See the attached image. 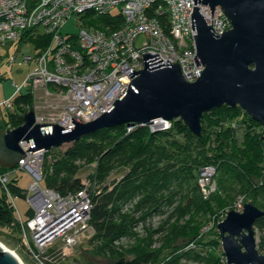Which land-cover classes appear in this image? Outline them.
I'll list each match as a JSON object with an SVG mask.
<instances>
[{"label": "built area", "instance_id": "1", "mask_svg": "<svg viewBox=\"0 0 264 264\" xmlns=\"http://www.w3.org/2000/svg\"><path fill=\"white\" fill-rule=\"evenodd\" d=\"M196 5L218 34L232 28V20L221 6L215 7L212 17L211 6L201 2ZM194 6V0H0V47L20 42L29 29L52 35V44L41 52L21 58L10 56L11 65L20 61L30 67V72L17 92L0 102V119L5 113L17 114L15 97L26 88L34 95L37 122L68 128L74 116L81 122L92 121L109 111L129 87L131 69L145 68L146 54L179 64L185 80L195 82L204 66L197 54V29L192 26ZM113 9L124 18L119 28L99 29L89 23L114 13ZM71 17L79 22L80 32L64 35L62 26ZM75 35L76 45L72 38ZM141 35L145 39L137 45ZM172 123L158 118L154 123L127 125V132L144 126L157 132L170 129ZM20 144L24 151L30 149L28 141ZM50 152L43 148L29 150L14 168L0 172V184L16 214L11 229L18 233L27 264H67L78 248L96 234L91 211L93 197L102 189L97 180L98 163L80 176L78 188L62 192L44 185L54 161L53 156H48ZM216 171L214 165H205L198 175L205 198L218 191ZM18 173H26L32 181L23 191L30 205L26 218L19 213L9 186ZM236 206L238 211L243 210L241 202ZM208 229L206 226L203 231ZM196 244L191 242L187 248L195 249ZM13 253L26 264L16 251ZM222 262L227 264L224 253Z\"/></svg>", "mask_w": 264, "mask_h": 264}, {"label": "trees", "instance_id": "2", "mask_svg": "<svg viewBox=\"0 0 264 264\" xmlns=\"http://www.w3.org/2000/svg\"><path fill=\"white\" fill-rule=\"evenodd\" d=\"M123 20L122 13L117 12L101 15L96 21L89 23L99 29L110 26L111 30H114L123 24ZM72 38L76 45V35ZM24 42L33 43L37 54L52 44V35L42 33L38 29H29L19 43ZM15 103L17 114L5 113L8 120L0 121V130L23 124L24 113L34 106V95L29 90L21 92L15 97ZM243 114L248 116L250 121L260 124L241 107L224 105L204 114L201 136L194 134L180 119L173 120L170 129L157 132H152L149 127L144 126L128 133L127 125H121L86 135L69 144L59 156H53L54 161L44 179V185L62 192L79 187L81 175H78L80 171L77 170L76 162L96 160L98 163L97 180L102 189L93 197L91 224L96 234L89 242L93 247L94 258L85 262L76 259L77 264H98L97 257L110 260L120 257L118 260L124 259L123 264H224L223 255H216L212 249L209 252L206 250L214 247L210 240L203 237L204 234L186 237L180 245H173L172 237L165 244V249L170 248L165 256H161L162 249H150L143 244L144 241L133 246L129 252L118 251L115 242L131 235L136 223L134 212L141 213V218L144 219L165 205H175L179 199L176 209L184 216L195 207L205 204L208 199L203 197L198 185L199 172L205 165L211 164L217 169L219 189L215 195L221 194L230 202L242 193L250 191L255 204L264 209V184L256 183L255 172L250 175L251 172H247L241 163L248 160L258 167L262 160L263 135H253L246 130L247 135L240 145L235 142L237 127L229 125ZM242 121L245 123L244 118ZM248 124L249 122L246 123L245 129H248ZM223 135L232 137V145L229 147L232 152H219L218 145L213 147L218 140L225 142ZM213 149H216L215 153H211ZM236 159L239 162H236ZM118 166L122 169L114 173ZM258 169L256 168L257 171ZM7 170V167L0 166V172ZM115 174L116 177H113ZM121 174L123 176L117 181ZM19 180L18 177L14 178L9 186L15 196L24 197V189L19 186ZM105 182L111 184L104 186ZM133 201H137L135 210L124 213V206ZM15 219L14 207L0 184V227L11 229ZM254 227L264 229V216L256 220ZM175 230L177 234L184 232L183 236L189 234L185 226L181 231L175 226L172 233ZM191 242H196L197 248H187ZM125 254H131V260L127 261L121 257Z\"/></svg>", "mask_w": 264, "mask_h": 264}, {"label": "water", "instance_id": "3", "mask_svg": "<svg viewBox=\"0 0 264 264\" xmlns=\"http://www.w3.org/2000/svg\"><path fill=\"white\" fill-rule=\"evenodd\" d=\"M221 6L232 20V28L218 34L208 25L197 3ZM193 30L197 29V54L204 66L195 82L185 80L180 65L159 55H143L145 68L131 69L129 87L113 107L89 122L76 116L68 128L37 122L31 107L23 115V124L0 130V166L14 168L27 151H48L71 144L105 128L136 123H154L162 118L182 120L196 135L203 134L204 114L228 105L241 107L253 120L263 125L264 136V0H194ZM213 21V20H212ZM220 35V36H219ZM197 56V55H196ZM195 56L197 64L199 62ZM30 149L24 151L20 142ZM264 209L250 200L242 211L230 210L217 229L227 264H264V254L257 247L255 222ZM124 259L115 264H123ZM0 264H22L0 243Z\"/></svg>", "mask_w": 264, "mask_h": 264}, {"label": "rangeland", "instance_id": "4", "mask_svg": "<svg viewBox=\"0 0 264 264\" xmlns=\"http://www.w3.org/2000/svg\"><path fill=\"white\" fill-rule=\"evenodd\" d=\"M112 11L114 13L118 12L117 9H113ZM80 29L81 26L79 22L75 19V17H71L62 26L61 31L64 35H73V34H78L80 32ZM144 39L145 37L141 35L137 40V45H140L144 41ZM35 52H36L35 46L31 42H24V43L15 42L0 47V78H5L4 81H0V102L12 96L15 92H17L18 89L17 87L22 85L23 79L26 78L28 73L30 72V67L28 65L22 64L20 61H18L15 65H11L9 63L10 56L17 55L19 58H21L25 54H33V53L35 54ZM51 89H53L52 85H51ZM25 90L26 88H23V92ZM240 118L238 120L234 119L232 123H229L230 126L237 127L236 131L238 132V134L236 136L237 138L235 139L236 143L241 145V143L245 140V137L247 135L245 134L246 130H249L253 135L255 133L259 135L261 133L263 135L262 124H258L256 122L250 121L249 117L244 114ZM243 118L245 119V123L242 121ZM7 120L8 118L6 117L5 114L1 116L0 119L1 122ZM246 121L249 122L248 129H245V127L247 126ZM212 138H214V136H212ZM223 138L225 142H223L222 140L221 141L218 140L215 142V146L213 147L216 148V145H218L219 152H225V153H227L228 151L232 152L231 149L229 148L232 145V137H227L226 135H223ZM262 146H263V148H261L262 160L261 163L258 164V167H256V165L249 162L248 160H243L244 162H241L245 167L244 169L249 173L251 172L250 175L253 172H255L254 174L256 175V178L254 177V181L259 184L262 183L264 184V141ZM65 149L66 146L53 148V150L50 153H48V156L57 157ZM215 150L213 149L211 153H215L216 152ZM235 161L239 162V160L237 159ZM94 162H96V160L93 162H88L86 160L76 162L78 166L77 170L78 172L80 171L78 175L82 176L84 174H87L89 171H91ZM256 168L257 169L259 168L258 171L256 170ZM120 169L122 168L118 166L113 172L117 173ZM122 176L123 175L121 174L120 177L117 178V181L121 179ZM113 177H116V174ZM18 178L20 179L19 186L24 190L27 189L30 183L32 182L31 177L28 176L26 173H18ZM215 182L219 189V185L217 182V171L215 175ZM107 184H111V183L105 182L104 185ZM216 193L212 194L208 198H205L204 195L202 194L205 199H208V201L205 204H203L201 207L200 206H198V208L195 207L190 213L184 216H181L178 210L176 209L177 206L179 205L178 203L179 199H177L178 201L175 205H165L159 211L152 212V214L148 215L144 219L141 218V213L134 212L136 223L133 226L131 235L127 237H122L120 238L119 241H116L115 248L120 252L123 251L129 252L128 250H130L133 246H136L140 241H144L143 244H145V246H148V248L150 249L153 250L162 249L163 251L161 253V256H165V254L169 252L168 250H170V248L165 249L166 246L165 244L172 237H174L173 245H180L182 242L184 243V238L186 237L190 238L198 234L200 235L204 234L203 237H206L207 240H210L212 242V246L215 248V249L210 248V251L212 249L215 250L216 255L219 256L223 255L224 252L221 243V236L217 229L218 223L224 220V218L226 217L227 213L230 210H238V206H236L237 202H241L244 206L246 202L250 200L253 201V199L251 197L250 191L242 193L238 198L230 202H227V199L221 196V194L215 195ZM136 202L137 201H133L129 204H126L123 208V212L124 213L133 212L136 207ZM14 203L21 216L23 218H26L28 216L27 214L30 209V205L27 202V200L24 197L16 195L14 197ZM175 226L177 227L178 231H181L183 226H185L189 234L183 236L182 234L184 232L181 234H177L176 230L174 231V233H172V228H174ZM206 226H209V229L206 232L207 235L205 234L204 231H202ZM255 231H256L257 247L259 251L264 254V229L261 230L260 228L255 227ZM0 241L10 250L16 251L23 258L24 254L19 246L18 233L16 230L0 228ZM92 248H93L92 244H90L89 242H85V244H83L81 247L78 248L75 257L67 260L66 263L77 264L76 259L80 261L83 260L82 262H85L89 259L93 260L94 255L92 252L93 251ZM121 257H124L128 261L131 260L132 255L125 254L124 256ZM23 259L27 264L28 263L27 259L25 258ZM118 259H120V257L112 260L104 257H97L96 261L98 264H113Z\"/></svg>", "mask_w": 264, "mask_h": 264}, {"label": "crops", "instance_id": "5", "mask_svg": "<svg viewBox=\"0 0 264 264\" xmlns=\"http://www.w3.org/2000/svg\"><path fill=\"white\" fill-rule=\"evenodd\" d=\"M25 79H26V78L23 79L22 83L25 81ZM4 80H5V78H3L2 81H4ZM52 87H53V86H52ZM8 98H9V97H8ZM0 228H2V227H0Z\"/></svg>", "mask_w": 264, "mask_h": 264}, {"label": "bare ground", "instance_id": "6", "mask_svg": "<svg viewBox=\"0 0 264 264\" xmlns=\"http://www.w3.org/2000/svg\"><path fill=\"white\" fill-rule=\"evenodd\" d=\"M5 246V245H4ZM6 249H9L8 247L5 246ZM10 250V249H9ZM13 252V251H12ZM15 254V253H14Z\"/></svg>", "mask_w": 264, "mask_h": 264}]
</instances>
